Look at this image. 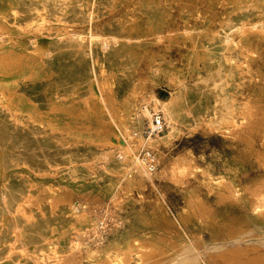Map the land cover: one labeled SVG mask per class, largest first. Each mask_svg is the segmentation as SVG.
<instances>
[{
	"label": "rangeland",
	"instance_id": "1",
	"mask_svg": "<svg viewBox=\"0 0 264 264\" xmlns=\"http://www.w3.org/2000/svg\"><path fill=\"white\" fill-rule=\"evenodd\" d=\"M32 1L36 10L16 20L12 8L30 4L29 0H0V33L7 28L13 33L31 30L43 34L45 46L50 37L68 32L119 34L121 28L136 25V30L149 33L148 18L142 11L149 0H101L105 14L91 26L79 23L70 13L68 3L80 0H58L60 6H67L53 21L50 0ZM223 2L161 0L165 24L159 41L150 37V44L134 47L137 86L133 109L144 99L155 96L166 100L173 93L163 75L150 80V60L161 59L187 77L195 76L201 64L190 56L191 43L184 35L192 32L196 43L212 40ZM246 37L245 48L250 47L253 55L248 78L260 95L264 92V67L258 69L257 65L264 60V35ZM4 43H0V82L5 86L0 87V191L8 187L13 203L10 212L0 209V264H27V254H33L37 246L18 247L19 229L37 224L44 228L47 244L51 240L76 246L70 248L73 258L55 253L56 247L38 250L37 261L42 264H99L96 256L116 242L140 246L125 255L112 253L100 264H117V260L123 264H214L217 257L219 264H234L244 260L251 248L259 249L257 257L262 258L264 223L254 216L264 214V156L256 161L246 159L253 149L244 147L236 134L238 124H214L204 113L195 127L181 125L167 144L133 145L122 168H108L98 151L107 142L119 140L127 147L128 141V132L114 113L111 97L119 87L110 86L112 76L96 68L98 79L87 80L90 61L72 55L62 56L51 68L46 63L33 68L27 64L23 48ZM6 73L9 75L2 76ZM32 74L40 83H50L53 76L68 86L76 84L81 101L62 106L74 104L78 110L72 115L53 111L50 91L38 93L44 86L17 85L22 80L32 82L28 78ZM260 96L264 99V93ZM188 97L197 102L196 93ZM201 104L206 108L205 99ZM147 110L157 112L151 106ZM239 114L241 111L237 117ZM149 123L144 119V130ZM164 123L165 131L152 138L168 131ZM143 136L148 138L145 131ZM254 146L260 150L259 141H254ZM147 154L155 159L151 172L147 167L144 172V166L134 161L135 156L140 160ZM61 207L68 209L71 223L60 219ZM50 218L54 219L51 226ZM12 221H18L19 228L11 232ZM85 221L86 225H78ZM212 227L219 229L222 240H212ZM89 246L93 248L92 261L87 262ZM198 252L212 253L214 259L201 260ZM191 260L193 263L188 262Z\"/></svg>",
	"mask_w": 264,
	"mask_h": 264
},
{
	"label": "bare ground",
	"instance_id": "2",
	"mask_svg": "<svg viewBox=\"0 0 264 264\" xmlns=\"http://www.w3.org/2000/svg\"><path fill=\"white\" fill-rule=\"evenodd\" d=\"M29 2L30 4H17L12 8V16L16 20L36 10V4L32 0H29ZM102 4L101 0H80L68 3V5H71L70 13L72 17L81 24L87 23L88 26H91L94 20L105 14L102 10ZM160 4L161 0L160 2L159 0L157 2L149 0L148 4L142 7V11L148 18L149 33L147 34L136 30V25L127 26L126 29L121 28L119 34H103L91 31L87 34L68 32L63 36L50 37L48 45L45 46L43 34L30 33L31 30H26L24 33H13L10 28H7L4 33H0V43L5 42L4 44L23 48V52L27 56V64L33 68H38L43 63L50 64L51 68L60 62L62 56L72 55L90 61L91 68L87 80L98 79L96 68L104 71L106 75L112 76L110 86L113 87L117 84L119 87L118 91L111 97L115 100L113 104L115 105L114 113L119 123L127 130L128 141L127 147H122L119 140L116 144L107 142L106 146L98 151L100 159L106 163L108 168H122V161H126L131 156L130 151H133V145L147 144L148 146H155L159 141L167 144L171 138L175 137L181 125L195 127L204 113L214 124L224 122H233V125L238 124L239 128L236 134L241 138L244 147L248 150H255L247 152L246 159L258 160L260 156H264V99L260 96L264 92L262 91L258 95L256 93L257 89L251 84L252 80L248 78L251 71L249 59L253 55L250 56L252 54L250 47L245 48V42L247 40L246 34L264 35V0H224L221 4V12L214 21L217 26L216 31L212 33L216 34L212 37V40L196 43L194 37H192V32L184 35L185 39L191 43L190 56L201 64V68L195 76L187 77L182 70H177L173 65L161 63V59H158V61H155V59L150 60L147 66L150 80L154 81L158 75H163L171 83L173 93L166 100H159L155 96H152L148 101L144 99L137 109H133L132 102L133 98L136 97L137 86L133 67L136 63L134 47H144V45L150 44V37H154V42L159 41L165 24V11ZM66 6H60L58 0H50V21L63 13ZM50 34L52 33L50 32ZM13 64H18V62ZM257 67L258 69L264 67L263 59ZM0 70L2 69L0 68ZM6 75H9V73L2 76ZM52 77L50 76V83H40L36 80L37 77L32 74L28 77L33 79L32 82L22 80L17 85H20V87L44 86L45 88L39 90L38 93L47 95L50 91V102L53 103V111L72 115L73 112L78 110V106L74 104L62 106V104L81 101V93L77 85L71 84L68 86V83L62 80H53ZM244 85L248 88L245 89ZM0 87L5 88L3 82H0ZM245 90L248 91L247 94H245ZM191 92L196 93L198 97L195 103L189 100L188 95ZM204 99L207 102L206 108L201 104ZM148 106L154 107L157 111L154 114H161L162 119L166 122L168 131L159 138L148 137L144 139L143 121L147 119L151 122L150 119L154 115L148 112ZM238 111H241L239 117H237ZM256 140L260 142V150H256L254 146ZM134 161L144 166L145 172V164L148 163L146 157L138 160V157L135 156ZM141 170H139V174H142L143 170ZM12 203L11 190L4 187L0 191L1 212H10ZM67 213L68 209L66 207L59 209L60 219L71 223L72 220ZM254 219L264 223V214H257ZM52 220L50 218V226ZM87 222H80L78 225L83 226ZM16 227L19 228L18 221H12L8 229L12 232ZM19 230L21 238L18 247L26 249L29 244L37 246L33 254H27V264H42L37 261L38 256L36 253L38 250L48 249L49 247H56L54 252H64L67 258L74 257V250L72 249H75L76 246L71 247L69 243L60 244L51 240L47 244L48 237L44 232V228L39 224L27 228L20 227ZM211 232L213 241L222 240L218 228L212 227ZM233 240L236 241L235 238ZM134 243L136 242L125 244L116 242L102 251L100 256H96V259L100 264L112 253L117 252V255H125L129 249L140 246ZM250 250L252 252L246 258H243L244 260H237L234 264H264V255L262 254V258L257 257V254L261 253L259 249L253 251L254 248H251ZM92 251L91 246L86 247L85 259L87 262L92 261L90 258L92 257ZM202 253L198 252L199 259L209 260L210 262L214 259L212 253ZM218 260V257L215 258L214 264H219ZM188 262L193 263L192 260ZM194 262L196 263V261ZM117 264H123V262L117 260Z\"/></svg>",
	"mask_w": 264,
	"mask_h": 264
},
{
	"label": "built area",
	"instance_id": "3",
	"mask_svg": "<svg viewBox=\"0 0 264 264\" xmlns=\"http://www.w3.org/2000/svg\"><path fill=\"white\" fill-rule=\"evenodd\" d=\"M165 131V123L164 120L162 119L161 114H154L150 124L146 127L145 129V135L147 137H152V136H158L162 134ZM152 157V158H151ZM143 159V158H142ZM146 167L148 171H153L155 169V159L153 155H146Z\"/></svg>",
	"mask_w": 264,
	"mask_h": 264
}]
</instances>
